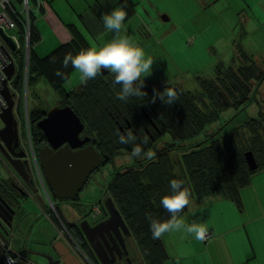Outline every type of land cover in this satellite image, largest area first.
Listing matches in <instances>:
<instances>
[{
  "label": "trees",
  "instance_id": "1",
  "mask_svg": "<svg viewBox=\"0 0 264 264\" xmlns=\"http://www.w3.org/2000/svg\"><path fill=\"white\" fill-rule=\"evenodd\" d=\"M15 22L23 34L20 18ZM32 24L26 73L28 81L30 76L34 81L41 78L56 91L62 105H68L78 116L104 163L123 155L130 156L134 145L119 143L118 134L129 131L135 134L144 155L122 163L112 173L106 189L140 250L142 263L165 264L167 255L160 239L152 238L149 216L160 220L169 217L160 205V198L170 192V180L183 181L184 187L192 194L190 203L219 197L238 202L239 191L256 173L248 170L244 154H253L258 164L257 171L264 168V96L252 98L260 107L258 117L242 122L228 119L217 132L206 134L203 141L197 140L208 125L222 119L223 112L233 109L238 114L249 105L255 87L263 82L264 70L255 60L238 58L236 66L215 70L212 79L195 76L198 91H185L177 84L154 87L143 83L142 90L146 95L128 101L116 98L120 89L114 85V76L109 73H101L95 79L81 83L75 90L65 91L63 83L74 69L71 65L63 67V59L69 53L75 55L88 48L87 44L74 33L69 43L60 45L46 57L38 58L32 50L38 40ZM58 71L62 75H57ZM19 81L16 74L12 86L18 87ZM169 91L174 92L177 98L170 105L160 99V96L167 99ZM143 110L148 118L143 115ZM43 115L41 109L28 114L33 144L38 147L44 144V140L36 129V122ZM150 121L159 129L154 141L148 136L153 130ZM164 137L168 141H164ZM189 205L178 215L187 212ZM64 226L82 251L93 259L89 248L74 232V226L66 223Z\"/></svg>",
  "mask_w": 264,
  "mask_h": 264
},
{
  "label": "crops",
  "instance_id": "2",
  "mask_svg": "<svg viewBox=\"0 0 264 264\" xmlns=\"http://www.w3.org/2000/svg\"><path fill=\"white\" fill-rule=\"evenodd\" d=\"M10 2L20 13V2L18 0ZM28 2L32 12L30 13L32 26L38 37L32 50L38 58L46 57L60 45L69 43L75 34L87 44V47L102 46L113 39V34L107 33L103 28L102 15L118 4H126L128 15L125 27L127 34L134 41L136 40L133 36L141 27H144L147 29L149 39L157 35L156 41L159 44L171 38L178 40L180 38L178 41L180 45L182 40L187 43L185 46L189 50H186V61L190 60L192 57L190 53L193 54L192 50L195 48L200 55L209 54L208 60H218L219 63L214 67L212 76L206 77L209 75L206 74L202 76L203 78L212 79L218 68L226 69L236 66L238 58L255 60L256 64L264 70V0H29ZM238 37L241 39L237 40ZM238 41H241L242 45L237 43ZM177 47H179L178 44ZM166 50L167 63L174 71L180 70L177 74L182 75L180 64L185 58L177 57V60L170 49ZM206 73H209V70H206ZM72 74L75 75L74 79H71ZM102 74H108V72L105 71ZM202 77L198 76V78ZM43 81L46 83L45 80ZM81 83L83 82L80 81L74 69L63 83V89L72 91ZM167 84H160V86ZM263 85L264 80L260 87ZM48 86L54 91L50 85ZM260 87L259 91H261ZM58 97L61 100L59 95ZM17 104L18 101L15 100L14 109L16 110ZM14 109L12 110L15 116ZM38 109L41 107L36 104L31 111ZM259 110V104L253 101L238 114L233 110L232 116L228 119L237 115L234 118L235 121L252 120L258 117ZM31 111L26 109L25 112L28 115ZM228 119H220L216 129L204 130L205 133L197 140L203 141L206 134L217 132ZM0 128L2 129L3 125L0 124ZM25 152L28 155L33 178L37 182L38 177L30 150L25 149ZM37 164L40 168L39 163ZM39 171L42 172L41 169ZM6 176L12 179L14 177L9 170L2 179ZM186 211L182 216L188 223L202 222L207 226L206 233L212 235L207 241H203L195 239L182 230L165 233L160 238L167 255L165 264H264V168L256 171L248 185L239 191L238 202L221 197L209 198L203 202H191ZM31 216L30 214L25 217V226L21 227L22 233L30 228L31 221L33 222ZM74 220L75 218L64 221L62 218L67 225L73 224ZM34 228H36L34 225L30 228L28 240L22 238V235L15 236L12 241L9 239L7 254H18L24 242L25 249L29 253L35 252L32 246H41L45 248L44 252H36L48 253L51 256L54 252L50 244L62 242L68 247L66 240L59 236L58 231L56 236H51ZM42 260L43 264H46V261ZM138 260L140 264H143L140 250ZM30 262L35 263V261ZM0 264H7L6 255L4 258V255L0 254Z\"/></svg>",
  "mask_w": 264,
  "mask_h": 264
},
{
  "label": "water",
  "instance_id": "3",
  "mask_svg": "<svg viewBox=\"0 0 264 264\" xmlns=\"http://www.w3.org/2000/svg\"><path fill=\"white\" fill-rule=\"evenodd\" d=\"M0 39L3 40L11 53L16 51V41L10 35L8 36L1 28ZM14 73H16V68L11 63L5 70L4 75H6V80L2 91L8 107L0 114V123L3 125V128L0 130V166L11 171L19 182L25 184L27 191L25 194L23 193V197L34 199L40 205L41 200L37 196V189L34 188L33 176L29 159L27 158L28 155L21 146L17 134V122L12 110L14 109L16 95L10 91L9 83H11L15 75ZM262 80H264V77ZM260 84L255 87L256 89L251 95L249 105L252 103V98L256 95ZM247 107L242 109V111ZM235 117L230 119V121ZM36 129L43 134L47 143L44 148L38 150L37 157L39 160V169H41L51 193L57 200L64 201L73 199L82 190L88 180L87 178L99 166L104 164L103 159L97 155L93 147L95 143L92 142L91 145L84 147L89 142L88 138L80 139L79 137L84 130V126L78 116L69 107L51 108L42 120L36 122ZM244 158L247 162L248 170L253 173L257 171L258 164L253 154L246 152ZM104 205L109 215V218L105 222L94 227H89L88 223L84 221L77 228L81 231L84 237L83 239L88 243L98 263L114 264L116 263L115 261L121 260L123 257L127 264H131L127 258L128 252L125 249L122 238L123 236H130L127 225H125L121 215L118 213L113 202H111V199H107ZM35 222L36 220L32 222L30 228H32ZM30 228L27 229V234ZM16 231L19 233L17 229ZM102 232H105L108 238H110L108 243L106 240L104 241L103 237L105 243H101L103 241L97 239L98 237L96 238V234H102ZM50 246L58 258L57 261H54L52 256L46 253H29L25 249V242L21 246L18 254L21 257L23 254L40 257L47 261V264H82L62 242H57L54 245L50 244ZM108 246L115 248L110 251ZM14 264H19V262Z\"/></svg>",
  "mask_w": 264,
  "mask_h": 264
},
{
  "label": "rangeland",
  "instance_id": "4",
  "mask_svg": "<svg viewBox=\"0 0 264 264\" xmlns=\"http://www.w3.org/2000/svg\"><path fill=\"white\" fill-rule=\"evenodd\" d=\"M8 35L14 36L19 42V51H16L12 53L13 57V62L15 64L16 68V73L17 77L20 79L18 87L10 86V91L15 93L16 95V100L18 101L17 107L14 109L15 112V117L17 119L16 122H18V133L19 134V139L21 142V146L26 149L27 151V144H28V138H27V129H26V109L27 110H32L34 105L36 106L39 105L41 109L49 110L50 108L54 107V104L59 101L58 95L51 90V88L46 85V83L41 80L37 79L34 81V77L30 76V80L28 81V76L26 73H28V57L26 58V43L24 41L23 34L20 33L19 29L17 27L11 28L7 30ZM147 29L144 27H141L140 30L133 36V38L142 46L148 56H151L154 60V63L152 65V72L149 76L145 77L144 80L146 81H151V82H146L145 83L152 85V86H160V84H177L181 85L185 90H199V87L197 85V81L194 78L195 76H205L206 74H209L206 77L212 76L214 73L213 69L214 67L219 63V61L214 60H208L209 54L206 55H200L197 53V49L195 48L193 51L192 57H190L189 61H186V50H189L188 47L185 45V43L182 40V43L178 42L180 40L178 39H172L171 40H163V43H158L156 41V37H152L149 39V36H147ZM241 37H238L237 40H240ZM237 43H241V41H238ZM179 45V47L176 48V45ZM166 49H170L173 53V55L177 58H182L184 57L185 60L180 64L182 75L177 74L180 72L174 71L173 68H171L170 64L167 63L168 59L167 56H165V53L167 52ZM177 58V60H178ZM210 58V57H209ZM230 61V60H229ZM176 68L175 66H173ZM206 70H209V73H206ZM185 71V72H184ZM176 73V74H175ZM194 75V77H193ZM74 76L72 74L71 79H74ZM176 76V77H175ZM16 77V75H15ZM175 77V78H174ZM71 83V81H70ZM261 89V94L259 93V90L256 92V99L258 96L263 97L264 96V85L263 87H260ZM233 110L229 109L225 114L222 115V119L224 120L228 119V117L232 116ZM247 115V114H246ZM219 122H216L212 125H208L205 128V131L216 129L217 125ZM2 125V123H0ZM205 133V132H204ZM164 141H168L167 137L163 138ZM26 144V145H25ZM128 161H131L129 159V156L123 155L122 157H117L115 158L111 163H108L106 166H103L100 168V170L93 174L92 178H89L88 184L84 190L80 194V202L82 205L79 207V210L81 211L80 215H82L85 212V208H89V205L95 204L97 202L104 201L105 199V188L107 183L111 180V174L120 168L122 163H128ZM53 201H55V204L59 205V216L63 218V220L68 221L71 219H76V216L78 217L77 213L75 210L68 206V205H63L60 202H58L56 199L52 197ZM26 206V209L29 212H33L34 216L39 215L40 213V208L37 205V203L28 198L24 204ZM33 216V217H34ZM52 217V220L55 221V216H50ZM88 220L92 222L93 220H90L88 217ZM35 221V220H33ZM34 226L37 231H44L46 234H51V236H56V232L51 228V223L48 221L46 218H40L38 221L34 223ZM32 248L35 250L33 251H41L44 252L45 248H41V246H32ZM128 249H129V257L132 260L139 261V249H137L135 240L133 237L129 238L128 241ZM29 258V259H28ZM24 260L28 261L29 264L32 263L30 261H35V263L32 264H43L44 261L42 259L38 260V258L31 256V255H24ZM39 262V263H38ZM21 264H26L21 263ZM140 264V261L137 263Z\"/></svg>",
  "mask_w": 264,
  "mask_h": 264
},
{
  "label": "clouds",
  "instance_id": "5",
  "mask_svg": "<svg viewBox=\"0 0 264 264\" xmlns=\"http://www.w3.org/2000/svg\"><path fill=\"white\" fill-rule=\"evenodd\" d=\"M126 4H118L104 13L101 17L103 28L107 33L113 34V39L102 46H91L79 50L75 55L69 53L63 59V67L69 65L79 75L81 82L95 79L102 72L107 71L114 76V85L119 86L116 98L128 101L130 98H143L146 93L143 89L144 78L152 72L154 60L148 56L142 46L134 41L126 31L127 17ZM57 75H62L57 72ZM167 99H160L167 104L176 101L174 92L166 93ZM118 142L134 145L129 159L139 158L144 155L142 147L137 144V138L132 131L118 134ZM151 157V153L147 154ZM170 192L161 196L160 205L169 213L165 220L153 219L149 216V229L153 239H160L165 233L184 231L186 234L200 240L207 232V226L202 222L188 223L186 218L178 215L190 203L191 193L184 187L183 181L172 179L169 181Z\"/></svg>",
  "mask_w": 264,
  "mask_h": 264
},
{
  "label": "flooded vegetation",
  "instance_id": "6",
  "mask_svg": "<svg viewBox=\"0 0 264 264\" xmlns=\"http://www.w3.org/2000/svg\"><path fill=\"white\" fill-rule=\"evenodd\" d=\"M109 74L112 75L111 73H109ZM57 103L58 104H56V105L54 104V107H58V108H60V107H69L68 105L63 106L62 105V103H63L62 100H59ZM49 110H46V111L43 110L44 111V115L42 116V118L40 120H42L46 116V113ZM142 113H143V115L145 117H147L146 112L144 110L142 111ZM27 122H29V116H28V121ZM150 123H151L150 124L151 128H153V130H152V135L148 134V136H149L150 140L154 141L155 136L159 132V129L151 121H150ZM29 126H30V131H31L30 134L32 135V129H31L32 127H31L30 122H29ZM17 128H18V126H17ZM0 130H1V128H0ZM213 133H215V132H213ZM79 137H80V139L88 138L89 142H87V144L84 145V147L85 146H89V145L92 144V142H94V140L92 138H90V136H88L85 133L84 130L79 135ZM43 140H44V144H42L41 147H38V145L33 144V140H32V148H33V151L35 153L36 162L37 163L39 162L38 157H37L38 150L41 149V148H44L46 146V144H47L45 139H44V137H43ZM93 147H94V145H93ZM111 162H108V163H111ZM108 163L105 162L103 165L99 166V168L96 169L89 176V178H92L93 174L97 173L100 170L101 167L106 166ZM29 164H30V162H29ZM7 171H8L7 169H4L3 167L0 166V172H1L0 175L3 174L2 176H4L7 173ZM2 176H0V254L1 255L3 254L4 258H5V255H6L7 264H9L8 260H7L8 258L11 261V264H14V263H17V262H19V264H21V263H24V261H23L24 260V255L21 257L19 254L14 253L16 255L14 257L13 256L14 254L13 255L12 254H7L8 250H9V245H10V242H9L10 240L9 239H11V241H12L13 238L15 236H18V235H22L21 237L25 238L26 232L24 231V233H22V230H21L22 228L21 227L25 226V224H24V221L26 220L25 217H27L30 214L32 215L31 216L32 220H37L38 221V219H40L41 217L42 218H46L48 221H50V223L52 225L50 229H53L56 232V234H57L58 230H57L56 227L58 225V219L61 222H63L62 221V217L59 216V211H60L59 208L60 207H59L58 204H55V201H53L52 197L54 199H56V198L51 193V190H50L47 182L45 181V178H44V175H43L42 172H40V177L42 178L41 181H42L43 187L40 185L39 180L36 182V180L33 178L34 188L37 189V196L41 200V203L39 205L36 202V200L33 199L37 203L39 208H40V213H39V215H36V216H34L33 212H29L26 209V206H24V204H25V202L27 200V197H23V195L27 191L26 190L27 188H26L25 184L22 183V182H19L14 177L12 179V178L6 176V177H3V179H2ZM89 178H87L88 180H87L86 184L84 185V187L82 188V190H80L78 195L76 197H74L73 199L64 200V201L56 199L61 204L68 205V206L72 207L75 210V212L77 213L78 217L76 216V219L74 220L73 224H71V223H68V224L74 226V227L72 226L73 229L75 230V231L74 230L73 231L76 233L77 237H79L81 239L82 244H84L88 248H89V245L86 242V240L83 239L84 237H83L81 231L77 228V226H79V224H81L84 221L88 223L89 227H94V226H96L98 224H101L102 222H105L109 218V215L107 214V210H106L104 204H105V201L107 199H111L109 197L108 193H107V189H106L107 185H108V183H107L106 188L104 189L105 190V199H104V201H101L100 203L97 202L95 204L89 205V208H85V212L82 215H80L81 211L79 210V207L82 205L81 203H79L80 202V194L82 192H84V190H85V188H86V186L88 184ZM19 188H21L22 190L19 189ZM49 204L54 207L55 214L50 211ZM93 206H98L99 209H100V214H99L100 216L98 218H92L89 215L90 211H91V208ZM52 214L56 218L55 221H53L52 217H50V216H52ZM88 217H89L90 220H93V221L90 222L88 220ZM31 223H32V221H31ZM7 225L9 226V228H8ZM30 226H31V224H30ZM16 229L18 230L19 233H17ZM29 234H30V231L26 235L27 240H28ZM102 237L104 238V241L106 240V242L108 243L110 238H108V236L105 234V232H102V234H100V233L96 234V238L99 239L100 241L101 240L103 241ZM119 238H120V235H119ZM122 238H123V243H124L125 249H127V252H128V255H127L128 260L131 262V264H137V262H135L134 260H132L129 257L130 255H129V249H128V241H129L130 236H125V237L123 236ZM104 241L101 242V243H105ZM120 241H121V238H120ZM108 248H109L110 251H112V250H114L115 247L113 248V247L108 246ZM89 251L91 252V255L93 257V259L91 258V260L93 261L92 263L100 264V263H98L94 253L91 251V248H89ZM115 253L117 254V252H115ZM46 254H48V253H46ZM52 258H53L54 261L58 260V258L56 257L55 254L52 255ZM115 262L116 263H114V264H127V262L125 261V258H123V257H122L121 260H117ZM45 263L47 264V261Z\"/></svg>",
  "mask_w": 264,
  "mask_h": 264
},
{
  "label": "built area",
  "instance_id": "7",
  "mask_svg": "<svg viewBox=\"0 0 264 264\" xmlns=\"http://www.w3.org/2000/svg\"><path fill=\"white\" fill-rule=\"evenodd\" d=\"M11 0H0V28L3 29L6 33L8 29H13L15 27H17L15 19H19L22 22V26H23V37L24 41L26 43V58L28 57V53H29V37H30V25L32 24V20H31V9H30V5H29V0H20V5H21V11L20 13L15 9V7L13 6L12 2H10ZM8 34V33H7ZM9 36V35H8ZM12 38H14V36H11ZM14 40L16 41V51L20 48L19 47V42L16 38H14ZM7 48V46L4 44L3 40L0 39V114H2L3 110L7 109V102L4 99L3 95H2V91H3V86H4V82L6 80V75L5 74V70L9 67V65L11 63L14 64V60L12 57V53L10 52V50ZM28 50V51H27ZM15 65V64H14ZM15 74V73H14ZM16 75V74H15ZM15 75L11 81V83H9V87L12 86V82L13 80H15ZM26 118V129H27V138H28V149L30 150V156L34 165V168L36 170V174L38 177V180L40 182V185L43 187L42 181H41V177H40V171H39V167L38 164L36 162V156L35 153L33 151L32 148V135L30 134V126H29V122L28 121V115H25ZM49 208L50 211L52 213L55 214V210L54 207L52 205L49 204ZM100 209L98 206H93L91 208L90 211V216L92 218H98L100 215ZM57 230H58V234L61 238L66 240V243L68 244L69 249L71 250L70 252H72L80 261V263L82 264H94L92 263L93 261L91 260V258H89V256L82 251L81 247L78 245V243H76L75 240H73V238L70 236V234L68 233V231L65 229L64 223L61 222L58 219V225H57ZM211 233H205V235L203 236L202 240L203 241H207L209 239V237L211 236ZM8 263H11V261L9 260V258L7 259ZM26 264H29L28 261L23 260ZM32 264V263H30Z\"/></svg>",
  "mask_w": 264,
  "mask_h": 264
}]
</instances>
